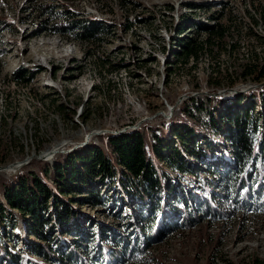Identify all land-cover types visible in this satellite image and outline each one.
Listing matches in <instances>:
<instances>
[{
	"label": "rangeland",
	"instance_id": "rangeland-1",
	"mask_svg": "<svg viewBox=\"0 0 264 264\" xmlns=\"http://www.w3.org/2000/svg\"><path fill=\"white\" fill-rule=\"evenodd\" d=\"M77 20L99 22V40L56 31ZM202 25L224 35L212 37ZM178 39L189 40L193 54L185 56ZM250 63H264V0H0V179L33 172L54 188L50 173L59 156L129 129L149 139L150 129L159 128L180 143L173 131L189 126L198 142H188L187 172L154 159L167 177L158 200L176 211L157 236L145 228L147 211L136 199L103 185L94 202L87 192L63 196L77 222L73 231L50 232L46 223L44 239L28 235L13 209L17 225L0 229V249L17 260L0 253V264H264L262 181L247 164L250 196L242 199L244 186L234 193L235 163L222 152L231 151L230 143L212 125L224 128L214 99L227 102L264 87V78L244 75ZM244 104L258 109L255 97ZM191 149L210 154L199 159ZM204 198L218 210H205ZM0 202L8 209L2 196ZM37 244L47 245L52 258ZM99 244L118 251L115 262L96 255ZM71 248L81 257L55 258Z\"/></svg>",
	"mask_w": 264,
	"mask_h": 264
},
{
	"label": "trees",
	"instance_id": "trees-1",
	"mask_svg": "<svg viewBox=\"0 0 264 264\" xmlns=\"http://www.w3.org/2000/svg\"><path fill=\"white\" fill-rule=\"evenodd\" d=\"M70 24L68 28L61 26L56 28V31H69L80 41L99 40L103 34L99 22L77 20L70 22ZM183 27L184 25L180 24L178 31L183 30ZM202 30L212 37L224 35L222 29L218 30L217 26L202 25ZM178 40L179 44L187 49L184 53L185 56L193 54L191 47H189V40ZM243 73L251 76L254 81H260L264 78V63L258 64V66L250 63L245 66ZM253 97L257 101L258 109L256 111L252 104L250 107L244 104L245 101L252 100ZM213 104L220 106V116L224 125L221 131L214 122L212 124L214 131L217 134L220 133L224 141H229L231 151L224 149L222 152L227 159L235 163L234 173L229 175L233 180L234 193H237L244 186L246 190L242 194V199H248L250 196L248 181L251 170L249 168L245 170L244 166L247 164L255 165L258 180L262 181L258 186L257 195L262 199L261 202L264 206V87L255 94L234 96L227 102L216 98L213 100ZM200 108H202V104ZM210 119L211 122L214 120L213 114L210 115ZM173 132L175 137L179 138L180 143H175L167 136L166 132L159 128L150 129L149 139L144 137L145 133L140 129H129L123 133L107 136L102 135L99 137V144L91 143L57 158L50 173V179L55 184L54 188L33 172L18 176L14 182L0 179V196L8 206L6 209L0 202L1 233H4L7 223L15 229L17 218L12 212L13 209L17 210L26 233L38 239L45 238L43 228L46 223H50L47 226L49 232L55 227L73 231L72 226L77 222L78 213L62 197L74 192H87L89 195L91 194V197H95L92 200L94 202L100 200L98 188L103 185H111L113 189L116 186L121 187L123 196L129 202L136 199L140 203V207L146 209L145 228L152 236H157L165 217L174 215L176 211L167 205L164 199L162 202L158 200L167 177L163 172L158 171L154 159L168 161L179 172H187L182 160L187 145L190 144L188 142L191 144L198 143L192 127L180 126ZM220 136L218 138L215 136V138L221 142ZM104 148H107L109 152ZM189 153L199 159L210 154L209 151L200 153L195 149H191ZM48 165L45 163L43 169H47ZM116 167L119 168L118 172ZM208 170L214 176L219 175L217 171ZM117 174L119 175L118 178ZM209 186L210 184L207 183V187ZM212 200V198H204L203 202H207V204L203 203L205 210H209L210 206L214 208V211L218 210ZM159 209H161L160 217L157 216ZM129 212L131 214L132 211ZM46 213L47 216H45ZM131 216L133 217V214ZM98 237L99 235H97L99 240ZM37 245L44 249L47 259L52 258L47 245ZM94 252L96 255L102 254V258L107 263L115 262L119 257L118 251L102 247L100 244L94 249ZM0 253L3 257L7 256L11 263L17 260L16 255L11 254L7 249H0ZM66 254L65 257L58 256L55 258L65 262L63 261L64 258L71 260L72 256L81 257V254H76L72 248ZM65 264L70 263L65 262Z\"/></svg>",
	"mask_w": 264,
	"mask_h": 264
},
{
	"label": "water",
	"instance_id": "water-1",
	"mask_svg": "<svg viewBox=\"0 0 264 264\" xmlns=\"http://www.w3.org/2000/svg\"><path fill=\"white\" fill-rule=\"evenodd\" d=\"M55 152H57V149L54 150V151L52 152V154L55 153ZM52 154H48V153H47L46 156L49 157V156H51ZM43 157H45V156L40 155L38 158H43ZM20 163H21V162H20ZM20 163H18V164H20Z\"/></svg>",
	"mask_w": 264,
	"mask_h": 264
},
{
	"label": "bare ground",
	"instance_id": "bare-ground-1",
	"mask_svg": "<svg viewBox=\"0 0 264 264\" xmlns=\"http://www.w3.org/2000/svg\"><path fill=\"white\" fill-rule=\"evenodd\" d=\"M54 150H56V148H55V149H52V150H49V151H47V153H48V154H52V152H53ZM47 153H46V155H47ZM46 155H45V156H46Z\"/></svg>",
	"mask_w": 264,
	"mask_h": 264
}]
</instances>
